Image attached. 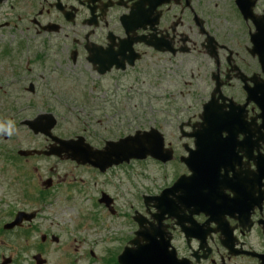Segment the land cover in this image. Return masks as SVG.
<instances>
[{
    "label": "rangeland",
    "instance_id": "374dc122",
    "mask_svg": "<svg viewBox=\"0 0 264 264\" xmlns=\"http://www.w3.org/2000/svg\"><path fill=\"white\" fill-rule=\"evenodd\" d=\"M8 10V5L0 8V17H3L2 14ZM8 16L10 15L6 16L7 20L13 19H8ZM2 19L4 20V18ZM2 34L5 33L0 29V38H2ZM15 35L21 36L19 32H15ZM52 36L50 35L51 38L47 39L40 38L39 45L42 44L41 46L47 50L39 47L41 50V54L38 55L40 59L29 61V70L23 72L22 78L18 75L19 73H12L13 75H9L13 76L12 83L9 85L11 87L0 89V122L11 120L15 125V132L11 136L2 137L0 135V149L9 150L12 148L11 150H13L20 145V148L26 149L40 143L39 136L33 137L27 128L18 124L22 119L34 118L38 114L36 112L38 109L41 112L54 111L53 115L57 120L55 135L66 138L67 134H80L82 129L85 134L87 130V139L96 148H99L103 141H115L128 134H133L136 130L163 126L165 122H170L168 126L166 125L167 127L165 126V133L169 140L167 142L174 145L176 150L183 142L190 144L189 141L178 137V125L180 120L184 119L183 110L185 106H190L193 114L197 113L201 105L208 99L210 90L209 86H204L203 83L200 86L199 76L194 67L188 66L183 75H170V78L165 77L164 80V76L159 75L158 77H162V81L157 82L160 84L158 88L152 86L155 73L149 67H146L138 77L123 75L113 79L111 76L102 78L96 76L88 79L86 73L89 71L83 64L82 56H79L76 62L77 64L82 59V64L79 67L75 68L76 65H69L67 70L56 65L58 57L63 58L65 53H56L59 39L54 40ZM62 37H60V41H62ZM44 57L49 60L47 66L55 69L54 71L43 69L40 66V60ZM26 75L27 79L24 78ZM0 76L3 74L0 73ZM30 82L34 84V89L39 90L37 96H35V92L33 95L28 92L27 88ZM198 84L199 86H197ZM197 87L201 92L196 89ZM9 102L13 104L12 112L8 111L10 107L3 110ZM24 104L30 105V107L23 113L17 114L15 108ZM68 108L72 109L71 113ZM8 114H11L10 118L7 117ZM8 137L11 138V142H4L8 140ZM11 150L0 155V198L21 208L37 205L41 211V218L35 222L37 225L32 230L15 229L11 232H3L1 230L3 224L11 219L10 215L5 214V208H9V205L0 201V262H2V258H12V264H35L32 256L39 252L40 237L45 231H49L59 238V243H51L43 248L45 254L42 253V260L45 264H106L103 258L109 256L111 260H114V253H117L116 248L119 241L123 238L127 239L126 235L133 227L131 222L133 209L142 210V203L135 189L137 188L143 194L151 195L152 188L149 190L147 186L161 184L159 179L156 180V174L153 176L154 168L152 166L144 173L146 178L143 183L132 185L128 182V186H119L122 184L119 177L117 180H110L109 177L107 179V176H101L94 172L90 176L89 173L84 174L82 169H74L69 164L59 162L55 164L62 169L60 171L62 175L65 174L62 182L67 191L62 192L63 189L56 187L55 190L39 193L42 181L46 183L43 187H46L50 182L53 184L58 180L54 175V161L46 163L44 160H36L37 164L33 165L30 160V162H24L25 167L16 163L19 164L18 167L24 170L29 168L39 176L36 189H32L35 191L32 193L31 190L26 193L25 203L22 197L23 185L17 183L20 178L10 164H5V162H12L9 159ZM176 169L175 165L170 166L173 173ZM168 176L172 178V173ZM109 181H113V183L107 184ZM72 182H78L80 190L85 184L83 188L88 190V195H82L83 201L76 188L71 190ZM105 189L113 194L119 218L111 221L110 217H106L105 225L108 226V229L99 228L92 231L89 227L90 222H86V217L90 214L89 210L91 213L97 210L96 207L92 209L91 206L96 192L99 193L100 190ZM55 192L57 197L61 195L56 203L50 205L49 200L54 199ZM67 194L72 197L71 202L66 199L65 195ZM43 197L45 201H42ZM128 202L132 208L128 206ZM120 215H124V218H120ZM76 224H88V227L85 230L82 227L78 233ZM67 229H70L72 234H67ZM33 231L36 232L33 233ZM83 231L87 233H83ZM83 237L86 241L80 243ZM255 237L256 235L252 234L244 241L249 251L257 253L264 249V242L258 241ZM176 245L179 246L176 247L177 252L179 249L178 256L184 255L182 244ZM89 252H92V256ZM232 263L233 261H226V264Z\"/></svg>",
    "mask_w": 264,
    "mask_h": 264
},
{
    "label": "flooded vegetation",
    "instance_id": "af4514ba",
    "mask_svg": "<svg viewBox=\"0 0 264 264\" xmlns=\"http://www.w3.org/2000/svg\"><path fill=\"white\" fill-rule=\"evenodd\" d=\"M240 1L252 5L253 19L245 21L242 18L236 0H9L21 13L22 18L18 17L24 23L21 32L29 31V23L34 40L31 50L28 48L24 54L13 55L6 51L3 43L14 45L21 53L25 51L22 43L12 37L2 39L0 73L6 78L13 75V68L20 72L23 63L28 71L29 61L40 59L39 38L47 39L53 35L52 39L56 40L63 36L57 54H65L63 58L58 57L56 65L64 69L68 70L69 65L79 67L82 64V59L76 64L79 56L84 59L88 71L97 77H100L98 71L109 66L111 69L105 76H113V79L123 75L138 77L149 67L155 73L152 86L158 88L157 82L162 81L159 75L164 76L163 80L170 75H183L188 66H192L199 76L200 86L202 83L211 86L208 98L214 86H222V95L239 102L245 97L244 86H253L254 81L264 79L258 58L251 54L252 40L260 34L264 40V0ZM255 23L263 26L258 28ZM48 62V59H42L40 66L51 70ZM249 111L252 112L251 107ZM184 114L187 120H193V114L189 117L187 110ZM41 142L46 141L41 139ZM120 169L108 173L121 172ZM55 177L61 191H67L62 182L65 175L61 177L56 173ZM251 230L249 234H242L238 229L241 239L236 251L251 253L243 242L246 236L258 232L257 227ZM133 235L134 231H131L130 239ZM175 235L174 247L178 248L176 244L181 243L184 248V255L179 256L191 260L190 248L196 250L198 244L186 245L179 234ZM216 239L218 241V236ZM212 240L208 242V259L201 260L200 264H226V261L257 264L255 258L244 254L228 255L216 240ZM198 256L202 259L203 252L200 251Z\"/></svg>",
    "mask_w": 264,
    "mask_h": 264
},
{
    "label": "water",
    "instance_id": "95a60500",
    "mask_svg": "<svg viewBox=\"0 0 264 264\" xmlns=\"http://www.w3.org/2000/svg\"><path fill=\"white\" fill-rule=\"evenodd\" d=\"M257 102L260 108L263 110V115H264V93H262L261 91H260V96L257 99ZM25 124L28 125L29 128L33 129L35 133H37L41 129L40 128L36 129L34 126H36L37 124H43V122L36 119L34 121L25 122ZM248 132L250 135H253L250 132L249 127H248ZM255 134L264 135L258 132L257 128H254V135ZM219 135L220 133H218V137ZM160 137L159 136L156 137V135L155 134L153 135V132H152V133L141 135V137L135 135L134 137H128L123 140H120L117 143H110L101 152V154L104 157L103 159L97 158L93 156V154L89 158H85V153L82 151L81 152L79 151L77 157L73 155L74 151L71 152V157L77 163H81V164L89 163V164L95 165L96 167H99V168L102 167L101 169H104L107 163L108 165L112 163L109 158L111 156L114 158L113 160L114 163H117V160H119V162H122V159L123 161H128L131 158H143L146 155V153L151 154L149 150L146 148L147 145L145 144L148 141L150 143L153 142L154 144V140H160V145H161L162 141ZM258 142L264 143V138L257 137L256 141L254 142V145L253 144L251 145V147L252 148L254 147V150L256 151L258 147ZM137 143L141 144L140 147H136ZM215 145H216L215 150H211V148H208V146L206 145L205 147L200 148V155H202L203 159H207L209 155L215 154L217 150L218 151L217 154H221L222 159H220V161H223L224 163L223 168L226 170V172H234L233 176L235 177V181H236L235 183L240 181V185L244 187L248 181V171L244 170V165L241 164V157H238L236 154L235 148L237 146V143L234 140H231L229 143H227V141H222L219 139L215 141ZM155 148L157 150H160L156 145H155ZM197 152H198V149L196 146V151L192 152V155H196ZM210 152H212V154H210ZM249 155H250V151H247L244 157L250 158ZM253 164L256 167V170L251 175L250 184L254 191H258L261 186L260 181L264 179V156L258 155L257 157H254ZM234 166H237L239 168L238 171L234 170ZM192 171H195V170H192ZM191 178L196 179L197 176L194 174L191 176ZM193 179H190L188 183H191ZM186 180L187 179H184L183 177H181L176 182L173 188L164 192L159 198H156L154 200L155 202L154 207H158L157 203L160 204V203L167 201L172 204V207L174 205V207L177 206L181 208L182 206L181 201L184 198L185 190L177 189V187L179 185L185 184L184 182H186ZM213 188L216 190L214 186ZM176 193H178V195L175 197V201H171L173 200L172 198L168 199L169 195L174 196V194ZM219 196L220 198H223L221 194H219ZM149 201H150L149 198L145 199L146 205ZM250 201L251 200L248 199L245 195L240 194L239 203L243 205V207L245 206V204L250 203ZM155 219L157 220V224H150L147 220H145L141 216L134 218V220L139 225V231L136 233L137 238L130 243L132 248L125 249L124 255H122L119 258L120 264H183V262H185V261H177L178 263H176L173 252L168 250L169 242L164 240V227L161 224L162 217L155 216ZM17 224L18 222H15L11 225H6L4 228L11 229L13 226ZM146 225H150L149 228L146 229L145 227ZM146 235H150L151 239H153L154 241L156 240V238H159V241H155V244L150 241H146V243L140 244L139 238H143ZM35 260L37 261L38 264H43L42 263L43 261H40L38 257H35Z\"/></svg>",
    "mask_w": 264,
    "mask_h": 264
},
{
    "label": "clouds",
    "instance_id": "9594fccd",
    "mask_svg": "<svg viewBox=\"0 0 264 264\" xmlns=\"http://www.w3.org/2000/svg\"><path fill=\"white\" fill-rule=\"evenodd\" d=\"M15 132L14 122L8 120L6 122H0V134H6L11 136Z\"/></svg>",
    "mask_w": 264,
    "mask_h": 264
}]
</instances>
